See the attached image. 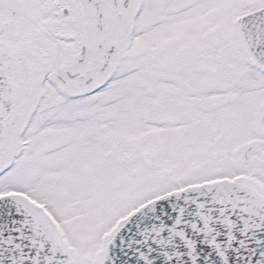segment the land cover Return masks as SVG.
<instances>
[{"label": "snow or ice", "instance_id": "6c2138e0", "mask_svg": "<svg viewBox=\"0 0 264 264\" xmlns=\"http://www.w3.org/2000/svg\"><path fill=\"white\" fill-rule=\"evenodd\" d=\"M0 264H264V0H0Z\"/></svg>", "mask_w": 264, "mask_h": 264}]
</instances>
